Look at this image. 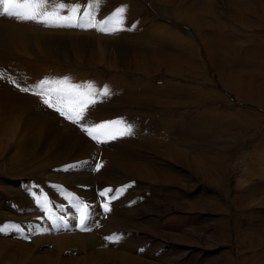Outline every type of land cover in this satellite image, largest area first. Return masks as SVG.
I'll return each mask as SVG.
<instances>
[{
  "label": "rangeland",
  "instance_id": "1",
  "mask_svg": "<svg viewBox=\"0 0 264 264\" xmlns=\"http://www.w3.org/2000/svg\"><path fill=\"white\" fill-rule=\"evenodd\" d=\"M73 5L97 27L0 15V264H264V0L40 12ZM89 85L78 123L43 103L56 91L34 94ZM114 120L131 134L82 130Z\"/></svg>",
  "mask_w": 264,
  "mask_h": 264
},
{
  "label": "snow or ice",
  "instance_id": "2",
  "mask_svg": "<svg viewBox=\"0 0 264 264\" xmlns=\"http://www.w3.org/2000/svg\"><path fill=\"white\" fill-rule=\"evenodd\" d=\"M47 0H0V15H6L8 17H13L22 21H36L39 23L48 24L50 26H58V27H91L96 28L97 23L93 21L90 12H86L84 15L88 16V19L82 21L76 14L79 10V5H73L71 7L70 15H61L59 11L52 12H40V9L44 6ZM96 4L100 3V0H94ZM58 9H66L67 5L64 3H60L56 5ZM91 7V5H89ZM124 12L125 8L120 7L116 9V11L108 18L99 21L101 27H99V31H117L119 30L117 27H108L110 22H114L115 25H123L124 21ZM66 79V78H65ZM48 81H40L36 87H40L42 85H46ZM61 84L64 82L61 81ZM19 87V85H18ZM71 88L75 89V86H71ZM21 91L28 92V87H22ZM52 91H56L58 93L57 96V105H53L50 98L43 99V103L47 105L49 108L55 107V110L66 119L72 121L73 123H78L84 120L83 113L89 107V105L94 104L96 101L92 98V86L89 85L88 90L83 93H77L75 96L68 98L67 103H65L66 97L63 94H59L61 92L60 89L56 90H42L41 92L34 93L36 95H45L48 96ZM102 95H108L109 90L105 87L102 92ZM67 108V111L65 110ZM123 121H107L96 124L94 127H84L82 130L89 136L91 139L99 141V136L107 134L111 139H115L117 135H127L131 134L132 127L131 125H127L126 127H120L123 125ZM113 127L115 130L109 133H104L101 130L108 129ZM101 167L99 163L96 164L97 170ZM130 185H125L121 189H105L100 195L106 196L109 202L112 199H116L117 196L114 194L110 197L107 196L108 193H119L122 194L123 191L129 187ZM35 196V194H33ZM44 200L47 201V197H44ZM40 201L37 199V204L39 205ZM86 208L87 205H84ZM104 210L108 211V204L105 203ZM87 218L82 214L81 215V230H88L83 225L86 224Z\"/></svg>",
  "mask_w": 264,
  "mask_h": 264
},
{
  "label": "bare ground",
  "instance_id": "3",
  "mask_svg": "<svg viewBox=\"0 0 264 264\" xmlns=\"http://www.w3.org/2000/svg\"><path fill=\"white\" fill-rule=\"evenodd\" d=\"M51 7V6H50ZM36 41V40H35ZM259 68V67H258ZM227 85V84H226ZM229 85V84H228ZM227 85V86H228ZM229 87V86H228ZM243 100H245V99H243ZM135 163V162H134ZM139 163V162H138ZM130 199V198H129ZM118 228V227H117ZM120 229V228H119ZM133 238V237H132ZM41 239V238H40ZM57 240V239H56ZM166 243V242H165ZM3 245V244H2ZM3 247V246H2ZM161 247V246H160Z\"/></svg>",
  "mask_w": 264,
  "mask_h": 264
},
{
  "label": "crops",
  "instance_id": "4",
  "mask_svg": "<svg viewBox=\"0 0 264 264\" xmlns=\"http://www.w3.org/2000/svg\"><path fill=\"white\" fill-rule=\"evenodd\" d=\"M157 51H159V50H157ZM158 53L161 54V51H159ZM162 55H163V54H162ZM174 62H177V61L175 60Z\"/></svg>",
  "mask_w": 264,
  "mask_h": 264
}]
</instances>
